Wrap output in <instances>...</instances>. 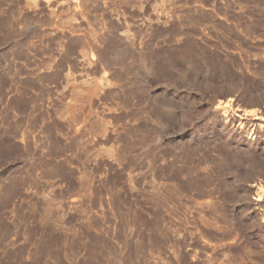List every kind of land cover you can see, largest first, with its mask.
Returning a JSON list of instances; mask_svg holds the SVG:
<instances>
[{
    "label": "rangeland",
    "instance_id": "obj_1",
    "mask_svg": "<svg viewBox=\"0 0 264 264\" xmlns=\"http://www.w3.org/2000/svg\"><path fill=\"white\" fill-rule=\"evenodd\" d=\"M0 264H264V0H0Z\"/></svg>",
    "mask_w": 264,
    "mask_h": 264
}]
</instances>
